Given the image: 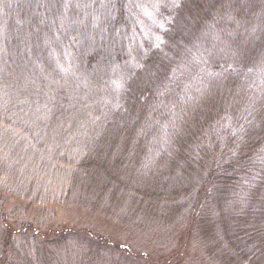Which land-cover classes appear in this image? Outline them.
Masks as SVG:
<instances>
[{"label":"trees","instance_id":"trees-1","mask_svg":"<svg viewBox=\"0 0 264 264\" xmlns=\"http://www.w3.org/2000/svg\"><path fill=\"white\" fill-rule=\"evenodd\" d=\"M0 264H264V0H0Z\"/></svg>","mask_w":264,"mask_h":264},{"label":"rangeland","instance_id":"rangeland-1","mask_svg":"<svg viewBox=\"0 0 264 264\" xmlns=\"http://www.w3.org/2000/svg\"><path fill=\"white\" fill-rule=\"evenodd\" d=\"M50 214H54L55 216V223L57 226H70V227H78L80 225H86L89 227L95 226L96 228L100 229L105 226L103 221L100 218H97V215H89L83 212L79 208L75 207H54L48 210ZM38 211L35 210L32 212V216H36ZM112 225V224H111ZM114 231V230H113ZM134 245V243H133ZM136 246V245H134ZM145 252H148L144 250Z\"/></svg>","mask_w":264,"mask_h":264}]
</instances>
